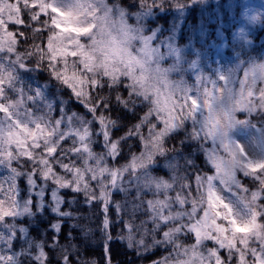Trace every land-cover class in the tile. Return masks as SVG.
<instances>
[{
    "label": "snow or ice",
    "instance_id": "1",
    "mask_svg": "<svg viewBox=\"0 0 264 264\" xmlns=\"http://www.w3.org/2000/svg\"><path fill=\"white\" fill-rule=\"evenodd\" d=\"M217 8L0 0V264H264V43Z\"/></svg>",
    "mask_w": 264,
    "mask_h": 264
},
{
    "label": "rangeland",
    "instance_id": "2",
    "mask_svg": "<svg viewBox=\"0 0 264 264\" xmlns=\"http://www.w3.org/2000/svg\"><path fill=\"white\" fill-rule=\"evenodd\" d=\"M221 6L218 7L217 12L223 13V17H228L231 24H233V28L231 29L230 37L228 38V41L222 40L217 38L216 36V29L218 26L216 24H219V22L210 23L207 20V17H204V31L208 32V38L207 42L211 41L214 43L215 47L210 49V51L215 54L219 53V55H230L232 52V46L235 43L237 50L239 49V45L242 44L243 38L236 35L237 29H243L244 32L249 35L247 36V39L251 41V35L253 34V30L256 29L257 26L261 24V22L264 19H261L259 22L250 21L248 17L252 14L253 11L260 12L262 11L261 6H264V0H220ZM220 3V2H218ZM239 6L238 10H235L234 6ZM213 8H217L213 7ZM247 10V11H246ZM198 22L195 23V25H191L193 29L199 28V21L201 19L199 12L197 14ZM215 25V26H214ZM206 28H209L208 30H205ZM211 29H215V31L211 34ZM220 34L222 37V32L220 30ZM202 36L198 33L197 40L201 39ZM183 40V39H182ZM186 41L183 40L181 44H184ZM199 47V45H197Z\"/></svg>",
    "mask_w": 264,
    "mask_h": 264
},
{
    "label": "trees",
    "instance_id": "3",
    "mask_svg": "<svg viewBox=\"0 0 264 264\" xmlns=\"http://www.w3.org/2000/svg\"><path fill=\"white\" fill-rule=\"evenodd\" d=\"M108 2L111 3L112 0H108ZM218 2H220V3H218ZM221 2L222 1H220V0H210V3L212 4V7H216L217 5H218V7H220L221 6ZM238 7H239L238 5L237 6H234L235 10H238ZM197 14H198V11H193L191 14H189L184 19V21H183V27L181 29V39H180V43H182L183 40H185L184 39V36H185L186 30L189 28V26H191L192 24L195 25V23L198 22V19L196 17ZM219 15L223 19V24L222 25L216 24V26L219 25L220 30L222 32V35L224 37H226L227 38L226 40L228 41V38L230 37V34H231V29L233 28V24H231V22L228 19V17H225V18L223 17V13L222 14L219 13ZM171 19H172L171 16H165L164 18L158 20L157 23L164 24L165 27H167V21H169ZM208 25H210V23ZM208 29L209 28H206L205 30H208ZM210 31H211V34H212L215 31V29H211ZM251 40L252 41H255L256 40V41H259L261 43H264V20L261 22V24L259 26L256 27V29L253 30V34L251 35ZM38 79H40L41 82H43V80L45 79V77L44 76H38ZM65 96H66V93H65ZM95 150L96 151H99L100 149L97 148ZM133 151H139V149L134 148ZM155 174H157V175H165V173L163 171H157ZM20 183H21V187H23L22 181ZM245 183L248 184L250 182L249 181H245ZM61 194L63 195V193H61ZM117 198H119V197H117ZM80 211L87 212L88 209H82ZM93 211H95V209H93ZM18 222H23V223L27 224L28 223V220H27V218H23L22 221H18ZM29 235L31 237L35 238V239H39V237L37 236L36 230L34 228H30L29 229ZM112 235L113 236L116 235L115 231H113ZM98 238H99V232H96L95 233V236L93 237V248L90 249L88 252L84 253L82 259H84V260L94 259V260L97 261V264H99L100 257H101V252H102V248L95 247V242H96V240ZM17 246H18V243H17ZM45 251L48 252L49 255H52V253L50 252L49 249L45 248ZM131 255H133V253H127V256H131ZM118 258L119 257L113 256V259L114 260H116ZM151 258H153V257H149V259H151ZM145 264H147L146 261H145Z\"/></svg>",
    "mask_w": 264,
    "mask_h": 264
},
{
    "label": "clouds",
    "instance_id": "4",
    "mask_svg": "<svg viewBox=\"0 0 264 264\" xmlns=\"http://www.w3.org/2000/svg\"><path fill=\"white\" fill-rule=\"evenodd\" d=\"M261 19H264V16L258 17L256 21L259 22Z\"/></svg>",
    "mask_w": 264,
    "mask_h": 264
}]
</instances>
